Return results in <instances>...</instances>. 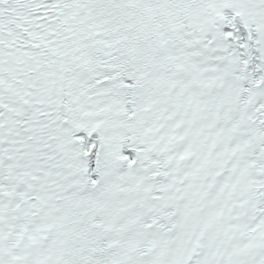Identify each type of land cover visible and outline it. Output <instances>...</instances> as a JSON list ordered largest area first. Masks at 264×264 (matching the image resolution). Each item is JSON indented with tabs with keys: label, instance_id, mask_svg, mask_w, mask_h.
I'll use <instances>...</instances> for the list:
<instances>
[{
	"label": "snow or ice",
	"instance_id": "6c2138e0",
	"mask_svg": "<svg viewBox=\"0 0 264 264\" xmlns=\"http://www.w3.org/2000/svg\"><path fill=\"white\" fill-rule=\"evenodd\" d=\"M0 264H264V0H0Z\"/></svg>",
	"mask_w": 264,
	"mask_h": 264
}]
</instances>
